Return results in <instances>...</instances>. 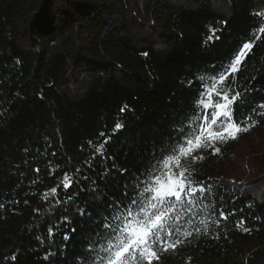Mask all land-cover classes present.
Listing matches in <instances>:
<instances>
[{"label":"trees","instance_id":"16d2710c","mask_svg":"<svg viewBox=\"0 0 264 264\" xmlns=\"http://www.w3.org/2000/svg\"><path fill=\"white\" fill-rule=\"evenodd\" d=\"M262 9L264 0H0V264H76L95 225L75 206L101 205L82 175L65 190V174L76 181L79 168L104 187L108 169L105 191L120 197L125 178L113 163L134 171L149 160L173 122L195 113L197 76L256 35L233 87L248 90L235 117L259 123L194 165L216 186V209L223 196L235 215L162 264H264V117L252 113L264 111ZM105 140L102 157L95 148Z\"/></svg>","mask_w":264,"mask_h":264},{"label":"snow or ice","instance_id":"6c2138e0","mask_svg":"<svg viewBox=\"0 0 264 264\" xmlns=\"http://www.w3.org/2000/svg\"><path fill=\"white\" fill-rule=\"evenodd\" d=\"M258 32L264 34V27H259ZM259 39L260 36L256 35L255 40ZM255 40L244 42L234 58L218 70L213 66V72L197 76L200 89L197 99L193 101L195 113L187 114L186 119L174 121L171 134L158 146L153 144L151 158L144 161L141 167L134 171L118 169L113 163V168L125 178L120 197L110 196L105 191L108 169L99 174L104 187L79 168L75 169L78 174L76 181L65 174L62 185L65 190L78 183L82 175L85 182L90 181L87 191L92 194L91 198L101 205L92 209L95 216L87 210V205L75 206L77 215L81 218L87 215L95 225L87 234L80 252L73 257L76 264H162L164 253L175 251L185 242H190L193 235L209 236L213 224L220 228L221 221L235 215V209L231 213L225 212L223 196L219 209H216V186L211 178L208 181L197 179L199 174L194 165L205 159L202 153L219 154L221 148L217 145L237 139L239 134L250 131L259 123L251 114L237 119L234 112L238 102H245L248 91L245 89L242 93L233 87L235 74L253 49ZM229 77H232L231 83ZM257 107L264 109V103ZM252 113L264 117V111L256 112L255 107ZM115 127L120 129L122 125L117 123ZM99 135L104 136V133ZM107 143L105 140L95 148V152L103 157ZM35 171L39 172L40 169L36 168ZM80 191L85 189L81 186ZM56 192L57 188H52L45 196ZM73 201L74 197L68 195L67 202ZM61 203V200H56L57 205ZM3 207L0 204V208ZM63 211L66 213L67 208ZM217 211L219 219H214ZM198 217L201 219L197 222ZM61 219L67 223L70 218L64 216ZM243 224L244 221L240 220L237 227ZM249 230L244 228V231ZM71 231L75 232V228ZM54 234L53 228L49 227L48 235ZM212 238L219 239V232ZM63 240L68 241L69 236L64 234Z\"/></svg>","mask_w":264,"mask_h":264},{"label":"rangeland","instance_id":"374dc122","mask_svg":"<svg viewBox=\"0 0 264 264\" xmlns=\"http://www.w3.org/2000/svg\"><path fill=\"white\" fill-rule=\"evenodd\" d=\"M262 11H264V9H262Z\"/></svg>","mask_w":264,"mask_h":264}]
</instances>
